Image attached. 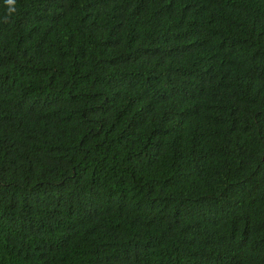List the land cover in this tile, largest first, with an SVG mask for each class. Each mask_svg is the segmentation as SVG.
Returning a JSON list of instances; mask_svg holds the SVG:
<instances>
[{
  "label": "trees",
  "instance_id": "trees-1",
  "mask_svg": "<svg viewBox=\"0 0 264 264\" xmlns=\"http://www.w3.org/2000/svg\"><path fill=\"white\" fill-rule=\"evenodd\" d=\"M0 264H264V0H0Z\"/></svg>",
  "mask_w": 264,
  "mask_h": 264
},
{
  "label": "clouds",
  "instance_id": "clouds-1",
  "mask_svg": "<svg viewBox=\"0 0 264 264\" xmlns=\"http://www.w3.org/2000/svg\"><path fill=\"white\" fill-rule=\"evenodd\" d=\"M7 3L8 4H13L14 3V0H7Z\"/></svg>",
  "mask_w": 264,
  "mask_h": 264
}]
</instances>
